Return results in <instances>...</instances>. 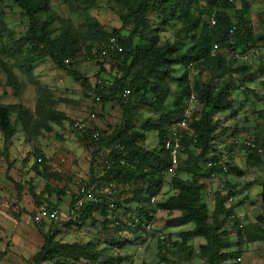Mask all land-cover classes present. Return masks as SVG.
Listing matches in <instances>:
<instances>
[{"label":"trees","instance_id":"trees-1","mask_svg":"<svg viewBox=\"0 0 264 264\" xmlns=\"http://www.w3.org/2000/svg\"><path fill=\"white\" fill-rule=\"evenodd\" d=\"M53 1L0 0V6L8 2L16 7L24 20L22 34L16 38L9 36L5 40L1 54L20 63V67L27 74L33 72L36 63L49 59L57 69L64 71L80 86L86 98L88 91L100 98L98 103L89 99L90 111H95L97 118L106 106L116 105L119 107L121 119L119 124L111 128L99 129L94 126L95 118L93 122H89V129L78 136L72 131L73 121L64 113L53 110L51 94L35 81L38 91L37 114L42 124L39 128L50 132V123L57 127L64 122L69 124L71 133L91 155L87 188L92 185L100 188L111 183L121 188L120 193L130 192V197L125 199L124 203H121L119 198L113 200L116 211H120L122 216H135L141 223L151 224L154 214L165 212L169 215L164 223L165 229L191 226V229H185L177 234L178 239L171 243V248H168L170 236L158 240L156 257L160 263L170 264L167 255L174 249L177 256L186 264H193V259L201 261V264H240L237 259H241L240 249L243 240L248 243L264 241V216H258L257 222L253 225L242 230L237 229L238 241L233 245L225 230L227 219L235 214L233 209L242 202L231 206H227V203L230 198L241 196L245 191L237 190L228 177L241 178L244 173L230 162L228 172L222 177L225 180V190L222 193L214 192L211 208L208 207L209 203L204 201L206 184L202 181L209 180L210 175L216 171V168L207 169L206 163L216 161L223 151L227 154L230 152L227 146L221 148L218 137L227 130L221 132L219 123L214 121V116L233 111L231 99V89L234 88L233 75L240 77V84L235 89H240L239 87L244 84H252L257 78L264 79V64H259L255 68L248 64L236 65L235 59L227 60L221 54L222 52L234 54L235 49L247 52L257 45L264 46V29L259 33L253 31L250 4L241 0L240 8L236 9L234 2L228 3L225 0H111L120 9L121 27L107 31L90 14V11L96 9L98 0H61L71 14L81 16L83 24L80 30L73 28L69 20L53 12ZM201 4L204 8H201ZM230 11L233 12V16L230 15ZM2 13L0 8V27L3 25ZM212 16L215 20L214 26H210L209 23ZM175 22L180 24V29L174 36V42L161 43L160 33ZM109 38H114L121 46V53L109 51L107 48ZM182 41L190 42L189 47L183 52L179 51ZM214 44H217L219 49L218 53L212 56L210 49ZM82 51L85 60L89 62L97 61L100 55L106 52L112 64L107 70L105 62L97 61L96 65L99 68L93 76L95 80L92 81L90 77L87 78L72 68V63ZM66 62L69 64H65ZM2 67L7 78V87L13 89L15 98H19L21 84L5 65ZM194 68L207 71L210 80L204 83L197 81L191 85L190 71ZM106 70L111 76L109 80H105ZM98 80L101 84H97ZM213 80H218V84H214ZM172 87L174 89L171 91ZM125 91L130 92L126 104L122 98ZM191 97L199 105L200 111L190 109ZM169 98L172 101L167 105ZM143 111L149 113L146 118ZM260 115H264V111ZM28 118V110L22 104L0 103L2 155L8 164L5 174L18 191L21 188L7 174L12 168V163L8 161V150L17 132L16 126L24 127ZM181 120L186 121L187 129L182 136L181 161L168 183L172 195L155 203L165 183L164 173L170 167V156L164 149L169 135L168 130L172 124ZM138 122H141L140 128L136 126ZM94 132L99 133L98 140L92 138ZM150 133L155 134L156 146L152 150H146L143 144ZM242 146L249 163L264 166L261 164L264 160V140L259 145L255 143L253 149L243 144ZM115 147H122V152L114 150ZM108 149H111V155L115 156L111 159L110 169L105 170L103 166L105 159L102 157ZM34 158L31 171L42 179L52 177L53 175L48 174L44 155L36 151ZM38 159L41 161L38 162ZM97 160L102 165L100 176H95L93 172L99 163ZM28 194L35 207L40 208L44 205L50 212L56 210L59 203L52 205L49 197L52 194L57 198L65 196L63 190L51 188L48 184H45L42 192L36 194L31 183L28 185ZM77 197V192L70 196V212ZM258 197L264 206V182L261 184ZM152 199L154 203H151ZM108 204V199H103L101 204H85L74 215L68 212L69 219L62 224V228L81 230L88 225L92 226L97 222L96 215L102 219L103 229L113 225L116 232L128 231L140 239L141 235L138 232L140 227L135 230L123 228L115 225L118 219H108L106 212ZM173 213H178V216L172 217ZM235 225L237 226L236 223ZM34 226L38 229L43 244L32 256V264L123 262L122 258L102 260V251L106 249L98 250L93 242L82 245L57 240L62 230L53 223L45 232L42 223ZM195 239L204 240L197 250L191 245ZM124 243L118 242L117 246L121 248L126 245Z\"/></svg>","mask_w":264,"mask_h":264},{"label":"rangeland","instance_id":"rangeland-1","mask_svg":"<svg viewBox=\"0 0 264 264\" xmlns=\"http://www.w3.org/2000/svg\"><path fill=\"white\" fill-rule=\"evenodd\" d=\"M250 4L251 14L250 20L254 33H259L264 29V0H245ZM233 5L236 9L240 8L241 0H235ZM201 8L204 6L201 4ZM0 8L2 9V26L0 27V103L15 104L20 103L28 110V120L24 127L16 126L17 132L12 140L8 150V161L12 163V168L8 176L16 183L21 190L15 189L14 184L7 179L6 170L8 164L2 155V137L0 135V264H32L31 258L42 247L43 240L34 224H43V232H45L53 223L62 230V234L57 240L65 243L86 244L93 242L98 250L102 251V260L122 258V264H164L160 263L156 257L158 240L160 238L171 237L168 248H171L172 242L177 241V234L180 231L168 230L164 228L165 221L169 215L165 212H157L154 214L153 221L150 224L148 231L143 232L141 238H136L128 231L116 232L113 225H109L105 229L101 225L102 219L95 215L96 224L88 225L81 230L64 229L62 224L69 219V204L70 196L76 193V186L72 183V179H78L87 184L89 182V165L91 155L81 143L76 140V137L71 133L69 124L64 122L60 126L50 123L51 131L46 132L45 129H40L42 125L37 114L38 91L35 81L44 86L51 94L53 101V110L64 113L71 121L83 120L90 112L91 102L83 94L80 86L75 83L64 71L57 69L49 59H44L36 63L31 74H27L21 67L20 63L5 58L2 53V48L5 40L10 37H18L24 29V20L20 15V11L8 2H4ZM53 12L65 20H69L73 28L80 30L83 21L80 15L71 14L61 0L52 2ZM120 9L111 0H98L96 9L90 11L99 24L107 31L119 29L121 22L119 20ZM233 16V12L230 11ZM180 29V24L175 22L173 25L164 28L160 33L161 43L172 44L174 36ZM126 34V32H123ZM189 41V40H188ZM182 41L179 51L189 47L190 42ZM182 47V48H181ZM227 60L235 59L234 64H248L252 68L259 64H264V46L257 45L250 51L242 52L241 49H235V53L227 54L222 52ZM83 51L78 58L72 63V68L81 72L85 77H90L92 81L94 74L98 70L95 61H86ZM104 62V61H99ZM65 64H69L66 62ZM233 64V63H232ZM2 65H5L14 74L22 86L19 98L13 95V89L6 85V74ZM108 70L109 64L105 63ZM106 70L105 80L111 79L109 71ZM181 74V73H180ZM179 74V76H180ZM234 88L232 90L231 99L233 107L231 112L220 113L214 116V121L218 122L222 130H227L226 135H219L218 140L221 143V148L227 146L230 152L227 154L231 164L244 173L243 177L237 178L229 176L228 180L232 185H235L237 190L246 189L248 183H253L252 186L264 182V166H257L247 161L246 151L242 146L243 140L250 138L254 144H260L264 140V115H260L264 111V79L257 78L252 84H244L235 89L240 84V77L233 75ZM210 75L207 71L193 69L190 71V84L197 81L208 82ZM218 80H213L214 84H218ZM174 89L172 87L171 91ZM10 91V92H9ZM11 93L9 96L7 93ZM174 92V91H173ZM172 99L169 98L167 105L171 104ZM192 111H200L197 103H192L190 106ZM143 116L146 118L149 113L143 111ZM14 118V115H12ZM121 113L116 105H108L105 107L102 114L96 117L94 126L99 129L111 128L119 124ZM141 122L136 123L139 127ZM140 128V127H139ZM156 146L155 134H147V140L143 144L146 150H152ZM41 152L44 155L48 174L55 177H47L42 179L31 171L34 165V153ZM60 158H64L65 162L61 163ZM261 159V158H260ZM94 168L95 176L102 171L100 161ZM264 164V160L261 164ZM100 165V166H99ZM58 175L59 177H56ZM170 177H166L163 189L159 197L155 199V203L166 200L172 195L170 189ZM34 186L36 194L42 192L45 184L51 188L63 190L65 196L57 198L54 194L49 197V202L55 206L58 202L56 210L60 214L58 220L49 222L46 215L50 211L45 209V206L35 207L31 197L28 194V185ZM103 186V185H102ZM210 186V185H209ZM96 187V186H95ZM212 188H216L212 186ZM121 189V188H120ZM117 188L115 196L112 200L119 198L121 203L130 197V192H121ZM236 190V191H237ZM260 186L254 187L249 192L246 190L244 194L232 200L229 206L238 202H242L240 210H236V216L243 218L241 224L243 228L253 225L257 222L258 216H264V206L259 201L258 193ZM248 191V192H247ZM47 197V195H45ZM44 197V198H45ZM244 200V201H243ZM251 203H250V201ZM205 201V199H204ZM208 207L211 208V203L208 202ZM133 208V207H132ZM117 216L113 218L123 219L122 213L118 211ZM172 217L178 216V213H173ZM34 223V224H33ZM187 229V228H185ZM182 230V229H179ZM229 239L235 245L238 241L236 230L232 226H226ZM125 242L126 245L119 248L115 242ZM114 243L113 245H109ZM124 243V244H125ZM194 250H197L200 243L198 241L191 243ZM251 251V250H250ZM170 252L167 259L170 264H186L175 253ZM248 253V252H246ZM254 253V254H253ZM250 254V255H249ZM252 254V255H251ZM255 255V256H254ZM193 264H201V261L193 259ZM241 264H264V251L252 249L251 253L244 256Z\"/></svg>","mask_w":264,"mask_h":264},{"label":"built area","instance_id":"built-area-1","mask_svg":"<svg viewBox=\"0 0 264 264\" xmlns=\"http://www.w3.org/2000/svg\"><path fill=\"white\" fill-rule=\"evenodd\" d=\"M225 1H227L228 3L234 2V0H225ZM209 23H210V26L215 25V20L213 16L210 18ZM230 33L232 32L230 31ZM107 48L109 49L110 52L121 53L122 51L121 46L117 44L114 38L108 39ZM218 49H219L218 45L214 44L212 46V49H210L211 55L215 56L218 53ZM107 56H108L107 53L103 52L100 55L98 60L104 61L105 63L111 65L112 60ZM97 84H101V81L98 80ZM129 96H130L129 91H125V93L122 95L123 102L125 104L129 101ZM87 97L88 99L91 100V102L98 103L100 101V98L90 91L87 92ZM190 101H195V99L191 97ZM95 118H96V112L90 111L87 118L83 120H76L73 122L72 131L75 132V134H77L78 136H81V134L85 130L89 129V122H93ZM185 129H187V123L185 120H181V121H178L172 124L170 126V129L168 130L169 135H168V139L166 140L164 144V149L165 151L169 153L170 167L168 168V170L165 171L164 173L165 177L171 176L175 172L174 170L177 168L179 162L181 161V152L183 150V146L181 142H182V136L185 133ZM92 138L94 140H98L99 133L94 132L92 135ZM241 144H243L244 146L250 147L252 149L255 148V144L253 140H251L250 138L243 140ZM113 149L117 150L118 152L119 151L122 152L123 150L122 147H115ZM114 156L115 155H111V149H108L103 153L102 158L103 160L105 159V161L103 162V166L105 170L110 169V167L112 166L111 159ZM123 156H125V153L123 154ZM37 161L40 162L41 160L38 159ZM59 161L61 163L65 162L64 158H60ZM121 164H123L122 160H121ZM229 164H230V160L228 158L227 152L225 151L221 152V154L218 155V159L216 161H209L206 163L207 169L210 170V168H216L215 169L216 171L210 175L209 180L202 181L206 184L203 197L207 202L212 203L214 192L222 193L225 190V180L222 179V177L224 174L228 172L227 169H228ZM98 176H100V174ZM72 183L76 186V192L78 193V197L76 198V200L73 202L71 206V209H70L71 215H74L77 212H79L84 207L85 204H101L103 202V199H108L109 204H108L107 211H106L108 214V219L114 220V219L120 218V217L113 218V216H117L115 215L116 213L119 214V212L116 211L114 202L112 200V197L115 196L116 191H117L116 189L117 187L114 184L110 183V184H107L106 186L105 185L100 186V188L95 187V185H92L91 187L87 188L88 183L85 184L81 180L74 179V178L72 179ZM212 186L216 188H212ZM229 202H232V198L229 199ZM151 203H154V199L151 200ZM59 216L60 214L58 213V211L54 210L46 215V219L49 222H55L56 220H58ZM118 220L119 221L115 222L116 226L119 225L123 228H128L132 230H135L137 227H140V229L138 230L139 234L148 231L150 228V224L141 223L139 219L135 216L130 215V216L124 217L123 219H118ZM227 220L228 222L226 226H232V228H234L235 230L243 229V225L241 224V221L243 220V218H238L236 214L230 215ZM235 223L237 224V226L235 225ZM240 261L241 259H237V262H240Z\"/></svg>","mask_w":264,"mask_h":264},{"label":"crops","instance_id":"crops-1","mask_svg":"<svg viewBox=\"0 0 264 264\" xmlns=\"http://www.w3.org/2000/svg\"><path fill=\"white\" fill-rule=\"evenodd\" d=\"M9 92H10V91H9ZM9 92H8L7 94L10 96L11 93H9ZM189 103H190V105H191L192 103H194V101H190ZM1 104H4V103H1ZM4 105H8V104H4ZM171 176H172V175H171ZM169 177H170V176H169ZM165 180H166V177H165ZM253 183H254V182H253ZM253 183H248V184H246L247 187H246V189L244 190V191H245L244 194L246 193V190H248V191L250 192L251 189L254 188V187L260 186V188H261V184H262L263 182H261L260 184H256V185L252 186ZM248 191H247V192H248ZM259 193H260V192H259ZM259 193H258V194H259ZM244 194H241V195H244ZM244 196H245V195H244ZM244 199H245V201H246V200H247V197L245 196ZM232 200H233V199H232ZM243 201H244V200H243ZM249 201H250V200H249ZM230 203H231V202H229V200H228L227 206H229ZM250 203H251V201H250ZM241 206H242V204H241L240 206H238L237 208L233 209L234 212L236 213V210H240ZM240 211H241V210H240ZM185 228H187V230H188V229H191V226H187V227H184V228H180V229H182V230H179V229H168V230L184 231ZM196 241H198V242L200 243V245L204 243V240H202V239H195L194 242H196ZM241 243H242V244H241V249H240V250H242V255H241V261H240V264L243 262L244 256H245L246 254H248V253H251L252 249H256V250L259 249V250H263V251H264V241L248 243L246 240H243ZM250 250H251V251H250ZM246 252H248V253H246ZM253 254H254V253H253ZM249 255H250V254H249ZM251 255H252V254H251ZM254 256H255V255H254Z\"/></svg>","mask_w":264,"mask_h":264}]
</instances>
